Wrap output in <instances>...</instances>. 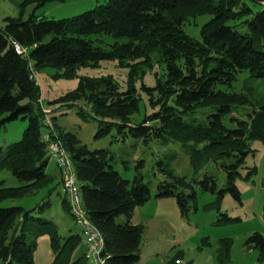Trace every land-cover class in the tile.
<instances>
[{
  "label": "trees",
  "instance_id": "obj_1",
  "mask_svg": "<svg viewBox=\"0 0 264 264\" xmlns=\"http://www.w3.org/2000/svg\"><path fill=\"white\" fill-rule=\"evenodd\" d=\"M47 1L50 0H25L23 6ZM203 14L211 16L201 27V37L196 38L185 25ZM239 23H245L248 29L240 31ZM47 34L51 37L45 40ZM98 34H109L114 40L105 48L95 43L100 40ZM16 43L25 50L18 51ZM155 54L164 71L154 72V85L142 83L153 109L135 121L133 115L142 98L134 83L135 74L151 68ZM110 58H120L121 64L129 65L126 87L112 76L83 77L76 89L51 102L84 96L98 115L117 120L120 133L145 139L168 133L184 139L186 144L193 140L194 174L180 175L169 170L158 185L157 195H175L183 213L197 207L196 185L217 191L213 175H195L215 151L214 145L237 144L239 159L229 166L232 169L228 170L227 189H220L218 194L222 196L230 190L240 198L235 179L238 164L247 153L248 143L243 137L248 133L250 137L264 138V104L254 108L250 118L240 122V128L231 131L223 116L245 96L216 86L234 80L244 69L251 76L264 77V8L254 11L245 0H107L71 17L47 18L33 13L24 18L22 12L6 16L5 24L0 26V130L20 116L28 118L29 123L19 140L0 146V171L8 168L22 181L19 185L0 181V264H35L38 239L45 234L53 250L51 264H100L88 255L81 230L62 235L53 219L35 214L51 204L49 198L32 207L6 201L33 195L53 178L47 169L51 157L43 137L46 112L36 70L55 66L62 68L59 74L71 76L79 65ZM207 105L217 107L209 114L208 122L187 119L186 115H195ZM113 122L109 121L107 127ZM52 123L73 159L89 218L104 237L103 264H135L140 259L143 225L132 222L131 217L138 205L151 198L149 185L141 176L134 181L122 176L111 163L109 149L90 148L77 133L62 131L55 121ZM232 149L221 153L231 155ZM62 204L72 214L64 194ZM211 205L217 202L205 206ZM121 214L126 215V221H118ZM223 216L220 219H230L226 213ZM227 241L222 240L224 245L219 247L221 264L227 262L224 250L227 255L233 245ZM247 243L258 247L259 258H264L263 234L253 233Z\"/></svg>",
  "mask_w": 264,
  "mask_h": 264
},
{
  "label": "rangeland",
  "instance_id": "obj_2",
  "mask_svg": "<svg viewBox=\"0 0 264 264\" xmlns=\"http://www.w3.org/2000/svg\"><path fill=\"white\" fill-rule=\"evenodd\" d=\"M25 0H0V26L5 24L6 16L23 17L35 13L39 17L63 18L71 17L94 8L107 0H50L42 5L29 2L23 6ZM254 11L264 8L263 0H245ZM210 14L197 16L185 25L186 30L194 37H201V27L209 19ZM195 20V21H194ZM237 28L245 32L248 27L239 23ZM100 40L95 43L107 48L114 38L109 34L96 35ZM51 37L47 34L45 40ZM62 68L44 66L36 70V77L41 86V103L50 105L53 111L47 114L55 121L62 131L77 133L82 143L90 148H107L111 153V163L122 176L134 181L141 176L151 189V198L144 204L138 205L131 217L132 221L143 225L140 259L135 264H185L193 259L194 264H221L219 261V247H223L222 240L233 242L229 253L222 254L224 264H264V258H259L260 249L254 244H248V238L255 232L264 235V138L250 137L245 134L247 153L238 164L236 184L240 198L230 190H225L219 196L220 189H227L229 185L228 170L236 163L240 156V146H226L215 144V151L210 153L205 165L195 175L202 178L205 173L215 177L218 182L217 191L204 190L196 185L197 207H190L182 212L175 195L160 197L158 185L166 177V171L173 170L176 174L193 175L194 167L191 162L190 143L186 144L173 134L154 136L149 139L137 137L131 133H120L117 120L98 115L87 99L82 96L67 101L52 103L51 101L76 89L83 77L112 76L113 79L126 87L129 80V65L120 63V58L101 59L96 64H83L76 68L75 74L65 76L58 73ZM155 71L161 74L164 69L158 54L154 55L153 66L145 72L135 74L134 83L141 92L140 108L133 115L135 121L144 117L153 108L149 104L148 93L142 83L154 85ZM161 77V76H160ZM225 91H237L244 94L243 101L232 104L231 110L223 116L226 127L234 131L241 127V121L248 120L254 108L264 104V77L250 75L248 69L238 72L237 77L230 82H219L216 86ZM217 111L214 105L201 108L195 115H186L193 123L208 122L209 114ZM114 121L108 128L109 121ZM29 123L28 118L22 116L5 123L0 130V146H6L19 140ZM43 125V131L47 130ZM108 128L107 131H101ZM123 129H127L124 127ZM234 135V133H233ZM231 155L225 152L229 149ZM238 154V155H237ZM225 165V166H224ZM48 171L53 178L50 184L41 188L33 195L20 199L7 200L6 203L21 204L26 207L39 206L44 199H50L51 204L43 211L44 216L53 219L62 235L80 232L74 217L63 207L61 188L58 185L55 161L50 159ZM5 185H19L22 181L8 168L0 171V181ZM217 202V205H205ZM40 207H38L39 209ZM226 213L230 219L222 220ZM119 222L126 221V215L118 216ZM224 219V218H223ZM84 248V246H83ZM82 250V246L79 247ZM181 262L176 263V258ZM53 250L48 234L38 239L35 250V264H51ZM263 260V261H262Z\"/></svg>",
  "mask_w": 264,
  "mask_h": 264
},
{
  "label": "built area",
  "instance_id": "obj_3",
  "mask_svg": "<svg viewBox=\"0 0 264 264\" xmlns=\"http://www.w3.org/2000/svg\"><path fill=\"white\" fill-rule=\"evenodd\" d=\"M264 2V0H263ZM18 51L25 50L20 44L16 43ZM46 112L45 125L48 127L44 131L43 137L47 141V146L51 159H53L61 172V192L66 195L70 204L71 213L84 235V242L87 246L88 255L96 263L103 264L105 259L101 255L104 246V237L98 227L89 218L88 211L84 206L81 183L78 179L73 159L65 144L55 132L51 118L47 115L51 112L50 105L43 106ZM52 135H55L54 137ZM177 262H181L180 259Z\"/></svg>",
  "mask_w": 264,
  "mask_h": 264
},
{
  "label": "crops",
  "instance_id": "obj_4",
  "mask_svg": "<svg viewBox=\"0 0 264 264\" xmlns=\"http://www.w3.org/2000/svg\"><path fill=\"white\" fill-rule=\"evenodd\" d=\"M49 165V164H48ZM55 166H56V173H57V178H58V180H60L61 179V177H60V169H59V167L57 166V164H56V162H55ZM47 169H48V167H47ZM59 186H61V184H59ZM132 220V219H131ZM132 222H134V221H132ZM134 223H137V222H134ZM190 260V264H194V260L193 259H188L187 261H189ZM186 261V262H187ZM263 261V260H262Z\"/></svg>",
  "mask_w": 264,
  "mask_h": 264
}]
</instances>
